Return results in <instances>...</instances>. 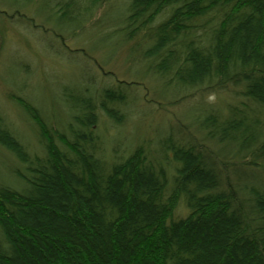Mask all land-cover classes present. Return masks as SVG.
I'll return each mask as SVG.
<instances>
[{
    "label": "trees",
    "instance_id": "1",
    "mask_svg": "<svg viewBox=\"0 0 264 264\" xmlns=\"http://www.w3.org/2000/svg\"><path fill=\"white\" fill-rule=\"evenodd\" d=\"M47 1L81 36L118 0ZM119 1L106 35L198 113L125 141L137 80L64 86L62 116L15 96L36 143L0 111V264H264V0Z\"/></svg>",
    "mask_w": 264,
    "mask_h": 264
},
{
    "label": "rangeland",
    "instance_id": "2",
    "mask_svg": "<svg viewBox=\"0 0 264 264\" xmlns=\"http://www.w3.org/2000/svg\"><path fill=\"white\" fill-rule=\"evenodd\" d=\"M117 3L120 1L100 9L98 14L102 12V19L97 20V23H84L86 25L81 36L64 32L60 36L56 33L59 27L49 18L52 3L35 0L21 9V13L25 14L22 16L25 17L24 20L18 16L9 18L8 15L15 14V6L0 0V111L8 117L22 137L36 143L29 121L14 101L15 96L31 98L46 111L62 116L65 110L60 103L63 87L74 89L86 80H91L97 86L104 81L116 82V79L137 80L142 83V87L135 91L138 96L134 103L136 106L130 105L129 118L123 125L126 131L125 141L142 134L152 136L158 127L174 123L177 116L184 117L191 107L193 109L190 114L192 112L195 116L198 113L196 106L202 100L200 94L175 104L170 103L161 95L159 84L145 70L140 69L138 61L129 60L128 49H118L120 38L106 35L109 23L116 22L121 16L122 6ZM83 21L77 22L81 24ZM97 62H101L103 66H98ZM107 72L111 74L108 75ZM91 76L93 79H90ZM10 93L12 99L9 98ZM155 99L161 102H154ZM206 99L229 101L230 95L229 92L209 93ZM110 129L106 134L111 136L114 134L111 132L116 130L114 127ZM7 158L0 148V165L5 166L1 162ZM186 213L183 206L177 210L178 216Z\"/></svg>",
    "mask_w": 264,
    "mask_h": 264
}]
</instances>
